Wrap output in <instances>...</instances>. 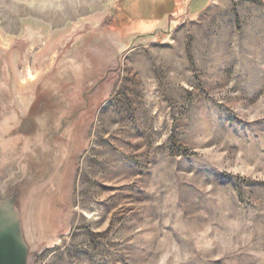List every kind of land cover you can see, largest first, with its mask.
<instances>
[{
  "label": "rangeland",
  "instance_id": "1",
  "mask_svg": "<svg viewBox=\"0 0 264 264\" xmlns=\"http://www.w3.org/2000/svg\"><path fill=\"white\" fill-rule=\"evenodd\" d=\"M0 75L71 151L30 264H264V0H0Z\"/></svg>",
  "mask_w": 264,
  "mask_h": 264
},
{
  "label": "water",
  "instance_id": "2",
  "mask_svg": "<svg viewBox=\"0 0 264 264\" xmlns=\"http://www.w3.org/2000/svg\"><path fill=\"white\" fill-rule=\"evenodd\" d=\"M9 80L0 75V264H30L39 221L59 192L71 151L58 132L45 137L34 117L39 105L59 118L60 103L41 101L39 88L25 107Z\"/></svg>",
  "mask_w": 264,
  "mask_h": 264
}]
</instances>
